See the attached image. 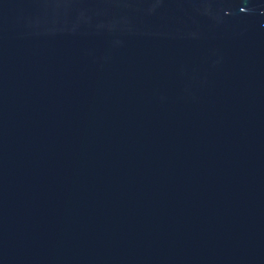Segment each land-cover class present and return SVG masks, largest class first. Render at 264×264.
Returning a JSON list of instances; mask_svg holds the SVG:
<instances>
[{
  "label": "water",
  "instance_id": "obj_1",
  "mask_svg": "<svg viewBox=\"0 0 264 264\" xmlns=\"http://www.w3.org/2000/svg\"><path fill=\"white\" fill-rule=\"evenodd\" d=\"M0 264H264V0H0Z\"/></svg>",
  "mask_w": 264,
  "mask_h": 264
}]
</instances>
